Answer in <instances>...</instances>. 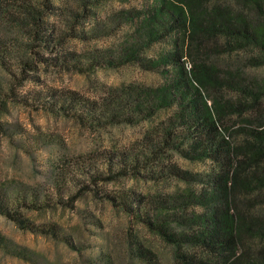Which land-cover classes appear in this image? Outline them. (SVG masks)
Returning a JSON list of instances; mask_svg holds the SVG:
<instances>
[{
    "label": "trees",
    "instance_id": "1",
    "mask_svg": "<svg viewBox=\"0 0 264 264\" xmlns=\"http://www.w3.org/2000/svg\"><path fill=\"white\" fill-rule=\"evenodd\" d=\"M105 1L41 0L39 7L27 0H0V11L15 6L21 20L25 17L33 26L35 45L47 49L66 38L87 42L129 26L131 31L115 48L93 50L85 60L73 52L52 58L33 52L34 60L76 73L131 64L158 74L163 83L129 86L101 103L53 89L30 97L13 91L14 101L60 112L83 124L135 126L155 120L160 112L168 116L143 136L139 146L107 150L82 162L76 170L86 180L75 179L74 170L60 166L58 182L43 194L27 190L9 198L0 192V214L21 229L52 235L79 250L55 224L35 226L18 209H73L85 190L101 191V199L173 246L179 264H264V74L259 78L248 72L264 69V0H144L141 8H122L102 18L99 7ZM50 17L63 22L66 32L45 19ZM80 20H90L89 28ZM154 46L160 49L149 55ZM240 52L246 55L234 56ZM11 61L22 66L24 78L29 77L26 69L33 65L26 58L0 57L12 74ZM5 125L0 122V130ZM173 154L192 163L208 161L212 167L206 172L181 169ZM144 170V178L174 179L185 188L148 197L131 189L107 191L98 186L141 176ZM69 178L79 183L78 190L64 200L62 185ZM129 245L130 253L143 263L159 264L137 238ZM0 248L40 264L32 251L1 234Z\"/></svg>",
    "mask_w": 264,
    "mask_h": 264
},
{
    "label": "rangeland",
    "instance_id": "2",
    "mask_svg": "<svg viewBox=\"0 0 264 264\" xmlns=\"http://www.w3.org/2000/svg\"><path fill=\"white\" fill-rule=\"evenodd\" d=\"M30 5L41 6V0H27ZM144 0H106L99 11L101 17L122 8H141ZM16 7L0 11V57L26 58L32 68L26 69L24 78L18 62L11 61L8 72L0 64V122L6 124L0 130V192L12 198L27 190L43 194L53 183H57L58 167L74 170V178L86 180L76 170L85 160L99 156L104 151H123L139 146L143 136L153 132L155 126L168 116L160 112L155 120L135 126L111 124H83L60 112L36 109L35 105H23L14 101L12 92L19 97L44 93L48 89L74 91L91 101L101 103L108 95L118 94L129 86H158L162 78L136 65L127 64L118 68L88 67L83 73L67 71L35 61L33 52L44 58H52L62 52H73L85 60V56L96 49L115 48L123 36L131 31L129 26L111 36L79 41L73 38L60 40L57 46L47 49L35 45L33 26L25 21ZM66 32L67 27L55 18H45ZM85 26L90 20H80ZM80 26V25H78ZM81 27V26H80ZM89 28V27H88ZM108 30V28H106ZM105 29L103 32L106 31ZM31 46H36L30 50ZM38 46V47H37ZM160 46H154L149 55H154ZM245 52L234 56L243 57ZM87 64V61H85ZM261 78L264 69L248 70ZM23 78V80H22ZM11 134V136H10ZM14 134V135H13ZM173 161L191 172H206L211 169L207 162H188L176 154ZM141 176L119 178L116 181L98 183L101 190H134L148 197L162 193L174 194L185 188L174 179L152 181ZM66 179L62 185L63 199L78 190L77 181ZM92 186V185H91ZM92 190H85L75 201L74 208L57 206L40 211L20 207L18 212L35 226L55 224L60 232L73 240L70 248L61 239L52 235L21 229L15 222L0 214V234L11 244L32 251L40 264H145L130 253V239L137 238L151 250L159 264H179L175 248L151 231L140 221L134 220L123 210L101 199ZM0 264H32L13 257L0 248Z\"/></svg>",
    "mask_w": 264,
    "mask_h": 264
}]
</instances>
